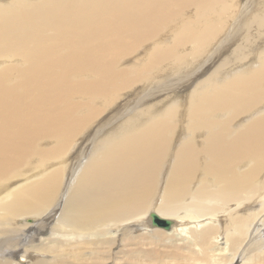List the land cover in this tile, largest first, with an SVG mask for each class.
<instances>
[{
	"label": "bare ground",
	"instance_id": "obj_1",
	"mask_svg": "<svg viewBox=\"0 0 264 264\" xmlns=\"http://www.w3.org/2000/svg\"><path fill=\"white\" fill-rule=\"evenodd\" d=\"M247 203L264 205V0H0V264L156 263L152 213L220 264L264 223L222 215ZM214 215L223 247L189 226Z\"/></svg>",
	"mask_w": 264,
	"mask_h": 264
},
{
	"label": "rangeland",
	"instance_id": "obj_2",
	"mask_svg": "<svg viewBox=\"0 0 264 264\" xmlns=\"http://www.w3.org/2000/svg\"><path fill=\"white\" fill-rule=\"evenodd\" d=\"M210 73H211V68L209 70H207L206 72L204 71L202 73V75H200L199 78H197L194 82H184L183 86L187 85V86H191V88H194L199 84L198 82L202 78H205ZM179 100H181V99H179ZM87 160H88V158H86L84 160V162L80 164L79 170L77 172L78 174H79L81 168L83 167V165L87 162ZM55 166H57V168L61 169L62 171L64 170L63 164H56ZM31 169H35V168H31ZM72 179L69 181L70 185L73 184V182H74ZM263 206L264 205H261V206H259V208H256V207L252 206L251 203H247L246 207H241L238 209H233L234 206H232V209L230 211L225 210V212L222 215L224 217L236 216V215L245 216L247 213L251 212L252 210H259ZM220 215H214L211 217H206L203 222H191L189 224V226L192 225L195 227H200L201 225L204 226L205 224H208V223L214 224L218 228L217 242L216 243L214 242V244L219 245L220 247H223L226 243V236L221 233L222 222L220 221ZM25 217H27V219H24L21 222L22 224H25V221H27L26 223H28V224H31L33 222V220H32L33 218L31 216L26 215ZM180 225L181 224L177 223L175 226H173V228L171 230H173V232H176L179 229L178 227ZM226 227H227V224L225 223V228ZM149 228L153 231L152 233L156 232L157 230H161V231L167 233L165 240L162 241V245L160 246V251H161L160 259L156 263L153 262L152 264H185V263L187 264V263H189V261L192 262L193 264H196V262H197V264H200V262H198L196 260H192V259L190 260L188 258V257L192 256V255L190 256L189 251H188L189 255H187V251H185V252L182 251V250H184L183 249L184 243L182 241H179V240L174 241V240L169 239V238H171V234L173 233V232H169L171 230L166 231V230L161 229V228H153V226L151 225V222H150ZM245 233L246 234H244L241 237V239H242L241 244L238 246L239 252H237L235 255L231 256V258L228 261L224 255V259H223V257H222V259H218L220 264H222V262L225 264H241L243 259L245 260L246 257H249L251 252H252V246H250L248 244V236L249 235H252L255 238L254 239L255 244H262V247L259 248L258 252L259 253L264 252V223L259 224L257 221L248 223L246 226ZM240 248L244 249V251H242V253H241ZM193 249H196V251H195L197 253L196 256L200 258V255H198L199 250L197 248H193ZM260 251H262V252H260ZM183 254L187 255L188 257L184 256ZM184 257H186V259ZM187 259H189V261ZM194 261H196V262L194 263ZM149 263L150 262H147L146 264H149ZM192 263H190V264H192ZM257 264H264V253L262 254L261 261H259V263H257Z\"/></svg>",
	"mask_w": 264,
	"mask_h": 264
},
{
	"label": "water",
	"instance_id": "obj_3",
	"mask_svg": "<svg viewBox=\"0 0 264 264\" xmlns=\"http://www.w3.org/2000/svg\"><path fill=\"white\" fill-rule=\"evenodd\" d=\"M151 217L153 219L152 225L154 227H160V228H163L165 230H170L172 225H173V221H171V219L162 218L155 213H152Z\"/></svg>",
	"mask_w": 264,
	"mask_h": 264
}]
</instances>
